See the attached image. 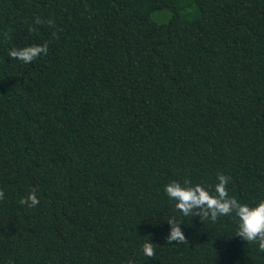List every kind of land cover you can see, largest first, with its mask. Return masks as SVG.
<instances>
[{"label": "trees", "instance_id": "16d2710c", "mask_svg": "<svg viewBox=\"0 0 264 264\" xmlns=\"http://www.w3.org/2000/svg\"><path fill=\"white\" fill-rule=\"evenodd\" d=\"M218 174L264 201V0H0V264H264L164 191Z\"/></svg>", "mask_w": 264, "mask_h": 264}, {"label": "clouds", "instance_id": "9594fccd", "mask_svg": "<svg viewBox=\"0 0 264 264\" xmlns=\"http://www.w3.org/2000/svg\"><path fill=\"white\" fill-rule=\"evenodd\" d=\"M46 52V47L34 46L21 49H13L9 55L13 58L22 60L24 63H31L36 57ZM229 177L218 174L214 188V193L210 192L203 185H190L185 181L182 185L179 182H172L165 186L164 191L167 197L175 201V207L184 215L196 212L197 215H203L215 222L218 217L235 215L237 218V235L248 242L259 241V247L264 250V201L255 206L242 203L228 194L227 185ZM21 203H29V206H35L39 203L35 193H31L27 200ZM171 225L170 241L185 240L184 232L179 226L181 223L176 220H169ZM143 254L147 257L154 255L153 243L146 241L142 245Z\"/></svg>", "mask_w": 264, "mask_h": 264}, {"label": "rangeland", "instance_id": "374dc122", "mask_svg": "<svg viewBox=\"0 0 264 264\" xmlns=\"http://www.w3.org/2000/svg\"><path fill=\"white\" fill-rule=\"evenodd\" d=\"M171 17V12L169 10H162L155 13L154 19L158 22H165Z\"/></svg>", "mask_w": 264, "mask_h": 264}]
</instances>
